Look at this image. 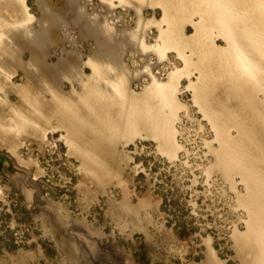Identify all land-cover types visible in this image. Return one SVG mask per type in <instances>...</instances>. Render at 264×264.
<instances>
[{
  "label": "rangeland",
  "instance_id": "rangeland-1",
  "mask_svg": "<svg viewBox=\"0 0 264 264\" xmlns=\"http://www.w3.org/2000/svg\"><path fill=\"white\" fill-rule=\"evenodd\" d=\"M40 1L22 0L23 10L33 17L31 25L36 28L45 15ZM43 1L61 14L63 23L53 29L52 43L46 46L47 62L54 64L64 58L84 76L91 73L89 59L103 39L90 33L89 15L120 31L132 32L145 25L141 28L145 49L139 52L133 47L123 52L124 63L131 70L126 90L140 95L152 74L167 82L169 73L180 72L175 79L178 114L172 122L176 151L173 156L159 152L158 141L144 127L126 140L120 127L117 144L94 139L95 157L107 170H88L90 174L83 167L82 156L71 148L67 131L57 127L50 108L40 105L44 116L35 115L38 124L6 131L0 127V264H250L251 256L239 250L235 239L247 228L248 213L239 199L246 188L239 175L227 180L218 168H212L216 164L212 152L219 144L212 122L194 100L191 86L203 84L195 69L196 55L191 56L186 47L164 51L158 47L164 42L157 37L162 28L166 30L163 0L134 1L129 6L121 0H75L78 8L72 12L69 0ZM164 1L172 6L180 3ZM0 9L15 21L21 11L11 0H0ZM78 10L83 11L81 18ZM198 21V16L184 21L180 30L191 38ZM114 39L119 41L120 35ZM21 44L25 51L17 63L19 68L0 62V123L6 125L15 117L11 104L26 113L28 107L21 98L24 91L42 96L36 98H51L35 90L20 67L29 60L31 50ZM225 45L222 38H215L214 46ZM146 64L149 71L143 70ZM216 67L209 66L213 72ZM70 82V77L62 82L65 92L71 90ZM222 86L218 83L212 90V99L226 100L228 90ZM74 88L80 89L78 83ZM230 132L233 137L238 134L235 129ZM91 139L86 134L78 143H85L86 151Z\"/></svg>",
  "mask_w": 264,
  "mask_h": 264
},
{
  "label": "bare ground",
  "instance_id": "bare-ground-1",
  "mask_svg": "<svg viewBox=\"0 0 264 264\" xmlns=\"http://www.w3.org/2000/svg\"><path fill=\"white\" fill-rule=\"evenodd\" d=\"M90 1L86 0L87 3ZM121 1L123 3L126 1L129 6L133 5L134 1L144 0ZM154 1L160 3L161 0ZM163 1L160 5L164 9V19H162L166 23V30L160 25L161 19L158 24L162 29L160 28V37L157 38H162L164 43L161 46L158 43L157 46L163 51L170 47H186L188 48H184L186 51H192L191 56L197 57L195 69L200 74L199 82L202 81L203 84L191 86L195 88L194 100L212 122L219 144L217 149L212 147L214 149L212 154L214 153L216 157V168H212L213 170L218 168L227 180H232L236 175L241 177L246 193L239 199L241 208L247 210L248 220L246 232L238 235V238L236 236L235 239L239 250L251 256L250 264H264V0H180L176 6L165 4ZM40 2L45 15L43 21H38V28L31 25V22L35 21H32L33 17L23 10L22 0H11V5L21 10L17 16L19 20H12L0 12V62L19 68L17 63L21 62V56L25 51L21 42L26 43V47H30L26 49H31L28 52L29 60L21 63L20 67L24 68L35 90L50 95L51 98L46 100L44 96L41 99L42 96L38 94L36 97L41 96L38 97L40 101L23 90L21 98L28 107L27 114L18 106L11 104L15 117L11 118L7 125L0 123V127L5 131L28 127L37 123L35 115L41 118L44 116L40 113L41 107L50 108L53 117L58 121L57 127L67 131L71 148L82 156L83 167L91 172L95 169L107 170L106 165L95 157L94 139H103L112 145L117 144L116 141L120 137L118 135L121 133L116 132H120V127L123 128L121 136L126 140L135 137L139 133V127H144L148 134L158 141L159 152L162 150L168 156H173L176 148L172 122L179 107L175 97V79L180 72L169 73L167 82L158 80L152 74L150 83L140 95L127 94L126 90L128 85L126 82L131 70L128 71L124 63L123 52L133 47H138V51L145 49L143 31L141 33L144 24H141V28L139 25L132 32L128 29L120 31L112 27L113 25L96 21L93 15H89L90 33L98 40L99 37L103 39L98 41V49L94 51L93 57L90 59L88 57L92 71L84 76L74 63H69L64 58H58L54 64L47 62L49 49L47 50L46 46L52 43L53 29L63 27V23L60 13L52 11L45 1ZM77 2L69 0V11L77 10ZM138 5L140 6V3ZM139 6H136L137 9ZM85 8L82 10L84 11ZM83 11L77 13L79 18L83 16ZM195 16L199 18L198 23L193 27L195 34L188 38L180 30V26L184 21H191ZM152 22L150 25L157 23ZM116 34L120 35L119 41L114 39ZM217 37L224 40L225 47L214 46ZM146 65L143 70L149 71V66ZM211 65H217L215 69H218L213 72L211 67L209 68ZM69 77L72 88L69 92H65L61 84ZM75 83H78L80 89L74 88ZM218 83L223 84L228 90L226 100L221 98L222 101L220 99L218 101L215 98L217 100L215 101L211 98L212 90L216 89ZM0 94L3 97L1 92ZM231 129L237 131V136L231 135ZM86 134L91 135L92 139L87 141L86 146L89 147L85 151L83 147L85 143H78L80 141L78 139Z\"/></svg>",
  "mask_w": 264,
  "mask_h": 264
}]
</instances>
